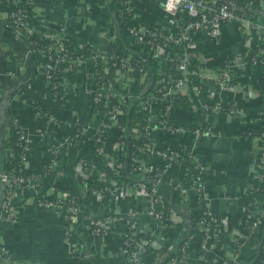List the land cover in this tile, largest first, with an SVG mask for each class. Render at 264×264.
Returning <instances> with one entry per match:
<instances>
[{"label":"built area","instance_id":"obj_1","mask_svg":"<svg viewBox=\"0 0 264 264\" xmlns=\"http://www.w3.org/2000/svg\"><path fill=\"white\" fill-rule=\"evenodd\" d=\"M144 1L117 0L112 15L96 14L99 10H94L96 7L106 12L109 0L75 2L72 8L76 17L86 18L82 20L84 23L95 17L96 24L102 22L104 26L105 40L102 47H97L75 41L66 0H0V27L25 42L26 56L34 53L41 56L43 60L36 66V75L50 85L53 98L63 101L80 93L86 97L83 109H73L57 118L49 102L44 100L43 86L35 80L26 81L10 94L14 113L5 117L0 136L1 258L9 259L7 232L3 234L1 228L10 227L14 231L22 213L27 208H35L57 214L63 223L70 264H84L83 246L73 233L80 221V199H83L101 212V216L90 218L81 227L87 230L92 244L100 246L99 258L104 256V249L116 232L124 264H141V254L147 247L159 244L161 248L169 241L160 233L164 224L183 222L175 212L167 214L163 207L170 186L181 192L182 200L192 191L208 215V219L197 225L200 240L195 253L200 251L199 255L217 264H240L244 246L257 245L264 217V110L247 124L250 129L243 135L255 152L251 157L249 184L241 188L236 198L242 206V196H252L242 206L239 216L242 222L233 227H229L228 215L220 217L205 207L204 182L208 168L195 147L202 139L221 134L198 115L224 113L246 118L247 113L236 106L237 97L258 98L264 108V0H155L164 17L153 23L142 19ZM125 17L129 18L123 23ZM117 20L123 23L120 27ZM119 28L127 38L129 54L123 55L117 50ZM226 28L240 33L241 49L203 60L199 42L218 43ZM82 47L87 49L82 51ZM16 55L9 58L8 68H0V98L5 94L4 77L18 79L24 75L26 60L23 54ZM138 56L142 57L141 61ZM151 64L156 65V80H153ZM255 69L259 71L258 80L250 82L249 71ZM81 70L83 80L75 79L76 83H70L71 88L63 87L65 78ZM135 84L146 89V93L133 96ZM202 93L208 99L199 105L193 103L192 96ZM130 103L135 104L143 123L126 130L123 111ZM190 103L193 107L186 129L178 126L173 115L177 107ZM25 108L35 124L30 125L21 118L19 110ZM124 132L136 145L132 162L140 178L153 177L151 191L142 183L111 182L103 175L100 179L111 183L105 191L93 190L89 194L83 186V194H79L70 187L66 192L59 189L50 179L55 177L64 158L69 157L73 176L81 177L83 183L92 180L93 166L82 155L94 135L96 142H102L97 153L104 155V163L110 170L120 169L122 164L117 157ZM163 134L190 135L191 141L166 144ZM109 135L114 140L106 142L104 137ZM38 147L44 148L45 158L35 156ZM17 149L20 153L15 162ZM172 163L183 166L184 173L172 172ZM256 193L262 197L258 198ZM105 195L108 198L103 201ZM130 198L141 201V209L131 205L124 211L119 206L122 200ZM140 215L153 219L154 226L144 231ZM224 231L228 242L225 249L221 246L225 244ZM188 246L186 241L181 247V264L189 258ZM170 263L177 264L174 259Z\"/></svg>","mask_w":264,"mask_h":264},{"label":"crops","instance_id":"obj_2","mask_svg":"<svg viewBox=\"0 0 264 264\" xmlns=\"http://www.w3.org/2000/svg\"><path fill=\"white\" fill-rule=\"evenodd\" d=\"M77 1L78 0H66L65 2L66 7L70 8V10L67 9V11L71 16L72 24L70 29L75 34V41L102 47L105 40V37L103 36L104 26L102 25V22L96 24L95 17H92L89 21H86L88 23H84L85 21L82 20L86 18L81 20L76 17L73 14L72 6ZM89 1L91 2L92 0ZM108 4L106 12L95 7V11L99 10L96 14H107ZM143 7L145 8V11L142 12V19L146 20V22L153 23L163 19L164 16L162 9L155 0H145L143 2ZM241 46L242 37L240 33L233 28H226L218 43L214 44L203 40L199 42L198 49L203 60H212L220 58L228 53H234L240 50ZM26 52L27 47L24 41L18 39L13 32L4 30L0 27V68L2 70L8 68L9 58L14 57L16 54H23L26 60V69L22 77L18 79L4 77L5 94L0 98V136L2 133L3 121L12 110L11 105L13 102L10 100V94H12L16 88L24 85L25 82L31 78H34L35 82H38L43 86L44 100L45 102H49L51 112L54 113V116L57 118H62L69 114L73 109L81 110L84 108L86 97H84L82 93L76 96L70 95L63 101L55 100L50 93L51 88H48L49 84H46L43 78L36 75L37 72L33 55L29 54L26 56ZM249 72L250 78H248V81L257 82L258 77L256 75L259 71L255 69ZM75 79H79V81L83 80L82 70L75 73L70 78H65V84H63V87L71 88L72 85H70V83H73ZM201 96L200 94L197 96L193 95V103L199 105V103L208 99L207 94L205 93H202ZM53 99L55 101H53ZM236 106L247 113L246 118H235L224 113L217 115L205 114V116L203 114L198 115L199 117H203L204 122L211 123L221 132L219 136L202 139L195 147L197 155L208 168L204 182L205 207L220 217L226 215L237 216L241 214L242 206L236 197L240 194L241 188H245L249 184L251 157L255 151L252 149L248 139L245 137L243 138V135L238 132L247 128V124L253 118L258 116L260 111L264 110L258 98L249 99L248 97H237ZM192 107V103H190L189 106L180 105L176 108L173 116L178 126L186 129L189 128ZM19 111L21 118L25 122L30 125L36 123L31 120L30 111L27 110V108ZM161 136L163 142L166 144L171 143L174 145L179 141H191L190 135L177 136L163 134ZM34 154L37 158L41 156L45 158L47 155L42 147H38ZM2 160V153L0 152V169L2 167ZM62 169L57 172L54 178L50 179L56 182L57 185L69 186L70 184H68L66 173L63 172ZM161 189L164 192L166 191L164 187H161ZM236 193H238V195H236ZM184 198L185 199L182 200L181 204L182 207L196 210L202 205L196 203L195 194L192 191ZM131 205L141 209L140 205H142V202L138 199L130 198L122 200L119 204L124 211H126ZM202 209L204 208L202 207ZM86 214L89 219L101 216L100 209L98 207H92L90 203L87 204ZM139 219L144 231L147 228H152L154 226V220L145 215H140ZM13 230L14 231H12L10 227H5V230L3 227L1 228L3 234L4 231L7 232L5 239L6 247L9 251V259L5 258V260L3 257H0V264H11V262L15 264H70L67 246L63 239V223L55 212L27 208L22 213L17 226ZM226 237L227 231H224L223 241L225 244H221L224 249L227 248L226 244H228ZM199 240L200 235L198 232L193 233L187 239L189 244V258L183 261V264H217V262L199 255L200 251L195 253ZM151 245L152 246L147 247L141 254V264H155L165 255V250L167 251L172 248L173 241L169 239L168 242L162 244L161 248L159 247V244ZM99 247L100 246L96 243L91 245L90 252L94 261H98L97 259H99ZM254 247L255 244L253 243L244 246L241 253L240 264L244 263L246 259H249ZM104 251L106 252L108 264H122L120 262L121 258L116 232L112 234L107 248H105Z\"/></svg>","mask_w":264,"mask_h":264},{"label":"trees","instance_id":"obj_3","mask_svg":"<svg viewBox=\"0 0 264 264\" xmlns=\"http://www.w3.org/2000/svg\"><path fill=\"white\" fill-rule=\"evenodd\" d=\"M117 0H110L108 4V15H112L114 8H116ZM129 17H125L123 19V23L126 22V19ZM119 27L123 24L119 22ZM117 42V50L119 52H122L124 54L131 53L130 49L127 47V38L125 37L124 33L121 31V28L118 30V34L116 37ZM87 48L82 47V51H85ZM142 57L138 56V61H141ZM33 59L35 62V66H38L42 62L41 56H39L37 53L33 54ZM151 67L153 69V80H156L158 77V73L156 72V65L151 64ZM27 81L33 82L34 78L29 79ZM146 89L139 88L137 84L133 85L132 87V94L133 96H142L146 93ZM11 113L12 112L11 110ZM124 123L126 126V130L130 129L131 127L135 126L137 123H143L141 119V115L136 113L135 104L130 103L129 105H126L124 111ZM250 129V127H247L243 130H240L238 133L245 135L247 134V131ZM216 130H218L216 128ZM108 137V138H107ZM107 137H104V140L107 141H113V135H109ZM97 136H93V140H91V143L88 147L85 148V156L82 155L83 158L88 159L90 162V166L92 165V180H89L85 183H83V179L81 177H75L72 174V167L71 160L69 157H65L63 160V164L59 166V168H63L64 172L66 173L68 184L71 189H74L75 186L77 187H86V191L90 194L93 192V190H103L105 191L106 187H110L111 183L104 182L100 177L102 178L103 175H106L109 177L110 181H120L122 184H128L132 185L134 183H142L145 185L148 191H151L153 189L152 184L153 177H142L140 178L137 169L133 166V158L136 155V145L134 144V140L131 136L127 134V132H124L123 135V146L120 152L118 153V161L122 164L120 169L118 170H110V168L104 163V158L102 154L97 153V148L99 145H102V142H96L95 139ZM19 153L20 150L17 149L15 152V162L19 159ZM170 170L172 172H178L183 174L185 171V168L183 166H178L177 164L172 163ZM205 178V175H204ZM164 180H167V177H164ZM166 182V181H164ZM74 187V188H73ZM59 189L63 191H69L68 187H60ZM70 189V190H71ZM75 190V189H74ZM71 190L70 192H72ZM238 195V193H236ZM258 198L262 197L261 193L255 194ZM252 195H243V202L242 206H245L246 202L250 200ZM108 198V195H105L103 201H106ZM80 202L82 203V212L80 214V221L79 224L75 226L74 229V237L77 238L82 246H83V254L84 257V264H108L107 262V256L106 252H104V256L102 258L97 259L98 261H94V259L91 256L90 248L92 245V240L87 234L86 229H82V225H86L90 222V219L88 218L86 211H87V204L84 202L83 199H80ZM196 203L199 204L200 201L196 199ZM182 194L178 189H175L173 187H169L168 189V196L167 199L163 202V207L165 209V212L167 214L171 213L172 211L175 212L179 217L182 219L183 222H178L175 225H172L170 223H165L164 226L161 228L160 233L164 235L165 237L169 238L173 241V246L169 250H165V255L159 259L155 264H167L170 263L171 260H175L177 264H181L180 260L182 259V251L181 247L183 244L187 241V239L196 232V228L199 222H202L205 219H208V215L205 212L204 209H202V206L197 208L196 210H190L188 207H182ZM239 215L232 216L229 215V227L235 226L238 222H242L240 220ZM262 224L259 231V236L257 239V245L253 248L252 256L249 257V259H246V261L242 264H264V217L262 218ZM252 222V220H251ZM184 229V230H183ZM136 239H139L136 237ZM131 245V249L133 248V244ZM120 262L122 264L125 263V260L123 258L120 259Z\"/></svg>","mask_w":264,"mask_h":264},{"label":"rangeland","instance_id":"obj_4","mask_svg":"<svg viewBox=\"0 0 264 264\" xmlns=\"http://www.w3.org/2000/svg\"><path fill=\"white\" fill-rule=\"evenodd\" d=\"M72 75H74V73H72ZM63 80H64V79L62 78V81H63ZM70 81H71V80H70ZM73 82L76 83L75 80H74ZM61 169H62V168L60 167L59 170H61ZM62 171L64 172L63 169H62ZM58 186H59V187H68V188H69V186H62V185H60V184H58ZM73 188H74V187H73ZM74 189H75V191H78L79 194H83V193H82V190H81V187H77V186H75Z\"/></svg>","mask_w":264,"mask_h":264}]
</instances>
